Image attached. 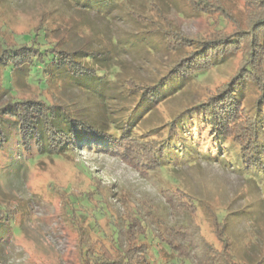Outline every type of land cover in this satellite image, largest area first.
Segmentation results:
<instances>
[{"label": "trees", "instance_id": "16d2710c", "mask_svg": "<svg viewBox=\"0 0 264 264\" xmlns=\"http://www.w3.org/2000/svg\"><path fill=\"white\" fill-rule=\"evenodd\" d=\"M66 1L73 7H88L107 15L125 0ZM213 1L199 0V10L209 13ZM243 1L247 25L238 22L230 33L224 27L210 37L197 39L182 37L180 30L166 21L162 25L138 14L145 23L153 24L154 37H160L172 54L164 73L154 81L126 77L129 68L120 54L126 51V44L137 43L139 37L123 42L117 39L108 49L75 50L65 49L42 24L24 36L22 43L0 37V69L4 74L0 87L10 93L16 79L31 84L37 77L36 86L41 91L0 104V156L6 158V167L21 173L27 162L39 157H60L80 149L170 174L178 172L183 163L217 160L242 175L249 174L252 180L264 169V0ZM239 55L240 69L207 92L206 99L181 107L165 122L148 124L162 103L184 92L185 83ZM56 83L90 92L102 111L89 116L48 98L43 91ZM249 88L257 93L252 106L245 102ZM171 186L161 189V194L170 215L177 214L183 221L176 226L158 219L149 208L145 214L134 209L120 220L109 208L111 216H103L109 218L107 227L113 224L115 231L109 233V227L90 222L91 211L75 210L66 200L65 217L77 237L79 264H155V250L159 255L170 252L181 263L244 264L225 233L221 220L227 222L228 217H212L221 245L217 248L204 240L194 223L196 199L183 188ZM88 192L90 197L95 195ZM105 197L102 201L106 202ZM9 216L7 211L0 218V250L15 229L13 216ZM256 264H264V257Z\"/></svg>", "mask_w": 264, "mask_h": 264}, {"label": "rangeland", "instance_id": "374dc122", "mask_svg": "<svg viewBox=\"0 0 264 264\" xmlns=\"http://www.w3.org/2000/svg\"><path fill=\"white\" fill-rule=\"evenodd\" d=\"M199 3V0L195 3L125 0L112 12L101 15L88 7H73L66 0H0V37L22 43L24 36L41 24L53 31L54 40L69 50L108 49L117 39L123 42L139 37L137 43L126 44V53L120 54L129 68L126 77L154 81L164 73L172 54L160 37H154L153 24L145 23L138 14L162 25L166 21L165 24L168 22L180 30L182 37L191 39L210 37L216 29L224 27L230 33L238 22L247 25L243 0H215L214 5H209V13L199 10L202 6ZM223 12L227 16L222 17ZM240 61L239 55L226 65L216 66L185 83L184 92L162 103L148 118V124L165 122L181 107L206 99L207 92L215 90L240 69ZM3 75L0 69V78ZM37 79L32 78L34 84L16 79L15 89L10 93L0 87V104L9 98H28L41 92L36 86ZM248 91L245 102L252 106L257 93L251 88ZM43 92L55 102L72 105L85 115L95 116L102 111L97 98L81 88L56 83ZM5 163L6 158L0 156V218L8 211L13 216L15 229L0 250V264H79L77 237L65 217L66 200L75 210L91 211L90 222L109 227V233L115 231L113 224L107 227L109 218L103 217L111 216L109 208L119 220L133 214L134 209L145 214L149 208L155 217L176 226L183 221L177 214L170 215L161 194V189L171 186L170 182L174 184L171 187L183 188L198 202L193 220L204 240L220 248L212 217H228L227 222L221 221L240 263L256 264L264 257V169L249 180V174L242 175L231 165L202 159L198 164L183 163L178 172L170 174L80 149L60 157H39L35 162H27L21 173L10 171ZM94 178L100 182L94 183ZM88 191L95 195H86ZM99 194L106 196L110 207ZM154 254L155 264H189L181 263L167 251L159 255L155 250ZM198 257L196 252L197 260Z\"/></svg>", "mask_w": 264, "mask_h": 264}]
</instances>
